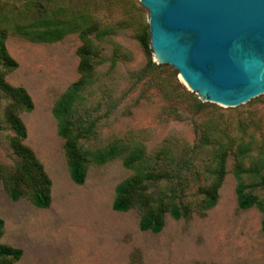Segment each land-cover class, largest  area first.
Here are the masks:
<instances>
[{
    "label": "rangeland",
    "instance_id": "rangeland-1",
    "mask_svg": "<svg viewBox=\"0 0 264 264\" xmlns=\"http://www.w3.org/2000/svg\"><path fill=\"white\" fill-rule=\"evenodd\" d=\"M26 7V8H25ZM28 9L29 20L44 13L67 15L99 27L94 37L100 57L92 84L76 113L91 127L80 141L84 150L103 149L116 141L129 152L144 149L145 170L182 171L180 202H198V187L215 178L219 154L227 150V175L215 207L204 214L174 220L166 216L158 234L139 229L137 209L115 212V189L133 175L118 157L104 165L88 164L83 185L69 176L64 141L57 134L52 109L61 94L79 79L78 34L55 43H33L15 35L5 46L18 64L7 83L24 88L34 109L22 113L26 144L52 180L51 205L38 209L25 198L9 199L0 185L1 242L21 249L19 264H264L261 214L240 210L233 174V152L248 146L245 167L264 174V95L236 108L201 99L176 70L158 65L140 35L148 30L147 10L138 0H0V16ZM149 59L154 67L145 72ZM9 99L0 91V164L13 169L12 130L5 122ZM264 200L260 178L246 174ZM158 197L171 186H154Z\"/></svg>",
    "mask_w": 264,
    "mask_h": 264
},
{
    "label": "trees",
    "instance_id": "trees-1",
    "mask_svg": "<svg viewBox=\"0 0 264 264\" xmlns=\"http://www.w3.org/2000/svg\"><path fill=\"white\" fill-rule=\"evenodd\" d=\"M29 14L30 11L24 9L17 14L7 12L0 16V91L9 99L4 118L13 132L9 147L15 157L13 169L0 164V185L11 201L17 202L25 198L38 209H48L51 205L52 180L34 151L26 144L27 129L21 118L22 113L33 111L34 104L24 88L14 87L5 80L7 75L18 68L17 62L10 57L5 46L9 35L33 43H55L70 34H78L80 46L76 54L79 79L61 94L52 109L57 123V134L64 141L69 176L74 184H84L88 164L104 165L123 157L126 148L119 141L94 151L84 150L80 145L82 139L90 137L92 130L77 115L76 105L83 100V92L92 84L98 66L100 53L94 37L102 35L99 27L67 15L57 17L44 13L41 17L29 20ZM139 39L148 51L149 31L145 30ZM153 67L154 63L149 59L145 72ZM249 151L248 146H240L232 153L235 159L233 174L237 182V205L240 210L255 208L260 212L261 230L264 233V200L255 193L256 184L244 181L246 174H253L260 178L258 184L264 186V174H261L258 167H245L244 161ZM227 156V150L219 154L213 182L207 187H198L197 193L202 199L183 206L180 193L184 167L175 170H145L141 167L147 161L144 149L133 150L123 157L124 167L133 171V175L116 187L112 209L120 213L137 209L140 214L139 229L153 234L162 231L167 215L174 220H180L189 218L195 212L204 214L217 204L219 189L227 175ZM161 182L168 183L171 190L158 197L154 186ZM3 235L4 221L0 218V264H19L23 251L2 243Z\"/></svg>",
    "mask_w": 264,
    "mask_h": 264
},
{
    "label": "water",
    "instance_id": "water-1",
    "mask_svg": "<svg viewBox=\"0 0 264 264\" xmlns=\"http://www.w3.org/2000/svg\"><path fill=\"white\" fill-rule=\"evenodd\" d=\"M153 61L202 101L236 108L264 95V0H138Z\"/></svg>",
    "mask_w": 264,
    "mask_h": 264
}]
</instances>
